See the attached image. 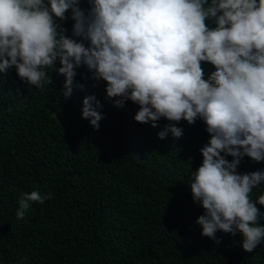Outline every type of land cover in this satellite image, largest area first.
I'll return each mask as SVG.
<instances>
[{"label":"trees","instance_id":"obj_1","mask_svg":"<svg viewBox=\"0 0 264 264\" xmlns=\"http://www.w3.org/2000/svg\"><path fill=\"white\" fill-rule=\"evenodd\" d=\"M79 6L85 13L90 7L88 0ZM66 17L57 23L80 40L70 10ZM201 66L205 78L215 70ZM75 71L69 97L55 70L41 88L23 82L14 67L0 73V264H264V241L246 252L239 232L217 231L219 243L201 235L204 210L188 183L210 139L204 121L181 120V137L169 131L160 139L167 119L156 127L136 122L139 105L116 106L105 81L86 65ZM92 94L103 105L98 130L82 117L83 99ZM253 171L264 172V161L239 158L238 173ZM32 191L52 198L30 201L18 219V200ZM260 195L264 181L250 193L254 202ZM258 223L264 226V215Z\"/></svg>","mask_w":264,"mask_h":264},{"label":"clouds","instance_id":"obj_2","mask_svg":"<svg viewBox=\"0 0 264 264\" xmlns=\"http://www.w3.org/2000/svg\"><path fill=\"white\" fill-rule=\"evenodd\" d=\"M88 3L85 13L79 0H0V73L14 67L23 82L41 88L55 70L65 77L63 94L69 97L76 67L86 65L93 79L106 82L107 98L116 106L129 100L139 105L136 122L156 127L167 119L160 139L169 131L181 137V120L202 119L210 139L188 183L204 210L197 218L201 235L219 243L217 231L239 232L243 249L253 252L264 241L258 223L264 213L257 207L264 205V195L254 202L250 193L264 172L240 174L237 166L244 156L264 161V0ZM69 10L72 35L80 40L57 23ZM202 62L215 69L207 78ZM102 107L94 94L83 99L82 117L96 130ZM51 198L22 193L17 218L30 201Z\"/></svg>","mask_w":264,"mask_h":264}]
</instances>
